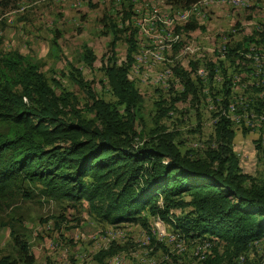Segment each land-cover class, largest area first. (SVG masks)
Instances as JSON below:
<instances>
[{"label": "rangeland", "instance_id": "rangeland-1", "mask_svg": "<svg viewBox=\"0 0 264 264\" xmlns=\"http://www.w3.org/2000/svg\"><path fill=\"white\" fill-rule=\"evenodd\" d=\"M131 41L128 75L143 97L136 131L146 136L164 126L181 153L204 158L217 145L215 124L225 115L239 169L264 186V113L256 110L264 0H0V55L17 50L38 63L53 88L59 92L57 80L83 111L90 97L71 71L80 70L97 97L114 102L103 59L114 52L117 62L125 61ZM87 48L96 57L91 66L83 58ZM184 71L194 90L181 96ZM9 201L0 205V259L16 264L24 263L11 230L27 242L33 264H202L213 247L224 251L213 237H187L146 209V226L110 225L94 219L85 201L53 200L35 187L30 197ZM109 245L121 249L95 260ZM228 252L222 264H264V239Z\"/></svg>", "mask_w": 264, "mask_h": 264}, {"label": "trees", "instance_id": "trees-1", "mask_svg": "<svg viewBox=\"0 0 264 264\" xmlns=\"http://www.w3.org/2000/svg\"><path fill=\"white\" fill-rule=\"evenodd\" d=\"M133 47L131 41L125 61L117 62L114 52L103 59L114 102L97 97L80 70L71 71L90 97L84 111L91 118L57 80L59 92L53 88L38 63L17 50L0 55V205L18 195L30 197L35 187L53 200L85 201L94 219L110 225L146 226V209L187 237L209 235L217 245L222 242L224 251L215 246L202 262L222 264L228 250L239 253L264 239V186L239 169L225 115L215 124L217 145L204 158L181 153L174 132L164 126L146 136L136 131L143 97L128 75ZM83 58L91 66L96 57L87 48ZM178 76L180 95L193 92L187 72ZM262 82L256 110L264 113V76ZM11 233L23 263L33 264L27 242ZM118 248L109 245L93 257L102 262Z\"/></svg>", "mask_w": 264, "mask_h": 264}]
</instances>
